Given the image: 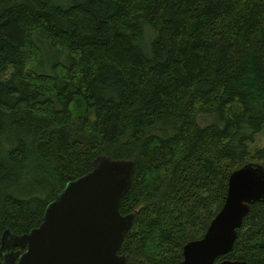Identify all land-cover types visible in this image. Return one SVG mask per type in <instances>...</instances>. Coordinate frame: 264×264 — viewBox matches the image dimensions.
<instances>
[{
    "label": "trees",
    "instance_id": "trees-1",
    "mask_svg": "<svg viewBox=\"0 0 264 264\" xmlns=\"http://www.w3.org/2000/svg\"><path fill=\"white\" fill-rule=\"evenodd\" d=\"M263 135L264 0H0V249L110 156L135 163L120 254L178 264ZM225 259L264 264V203Z\"/></svg>",
    "mask_w": 264,
    "mask_h": 264
},
{
    "label": "water",
    "instance_id": "water-1",
    "mask_svg": "<svg viewBox=\"0 0 264 264\" xmlns=\"http://www.w3.org/2000/svg\"><path fill=\"white\" fill-rule=\"evenodd\" d=\"M134 174V161L97 159L90 172L67 183L48 204L38 228L21 236L4 233L3 264H127L120 251L135 214L123 216L120 209ZM258 202L264 203V165L249 163L230 176L222 210L201 240L186 244L178 264H249L217 260L233 251L244 219Z\"/></svg>",
    "mask_w": 264,
    "mask_h": 264
},
{
    "label": "rangeland",
    "instance_id": "rangeland-1",
    "mask_svg": "<svg viewBox=\"0 0 264 264\" xmlns=\"http://www.w3.org/2000/svg\"><path fill=\"white\" fill-rule=\"evenodd\" d=\"M201 123H202L204 126H206V125H210L211 123H213V119H211V118H203V119L201 120ZM260 146H261V148H264V135H263V137H262V141H261V143H260Z\"/></svg>",
    "mask_w": 264,
    "mask_h": 264
},
{
    "label": "flooded vegetation",
    "instance_id": "flooded-vegetation-1",
    "mask_svg": "<svg viewBox=\"0 0 264 264\" xmlns=\"http://www.w3.org/2000/svg\"><path fill=\"white\" fill-rule=\"evenodd\" d=\"M26 251V249H24V250H21L20 248H16L15 249V252H22V253H24Z\"/></svg>",
    "mask_w": 264,
    "mask_h": 264
}]
</instances>
